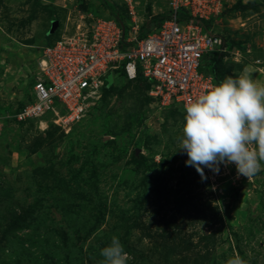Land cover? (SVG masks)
<instances>
[{"label":"rangeland","instance_id":"rangeland-1","mask_svg":"<svg viewBox=\"0 0 264 264\" xmlns=\"http://www.w3.org/2000/svg\"><path fill=\"white\" fill-rule=\"evenodd\" d=\"M167 11L168 0H0V264H101L113 235L127 264H225L234 253L264 264V164L249 179L229 166L201 181L178 150L181 109L145 81L116 73L70 126L16 117L46 43L92 16L141 36ZM213 27L228 75L248 69L264 84V0H227Z\"/></svg>","mask_w":264,"mask_h":264},{"label":"built area","instance_id":"built-area-1","mask_svg":"<svg viewBox=\"0 0 264 264\" xmlns=\"http://www.w3.org/2000/svg\"><path fill=\"white\" fill-rule=\"evenodd\" d=\"M226 2L168 0L167 13L142 37L139 26L128 37L118 19L90 16L74 32L44 45L30 100L17 119L50 114L70 126L98 103L120 68L131 79L140 72L150 83V93L163 106L179 107L184 116L186 102L218 83L209 60L214 52L227 50L225 38L213 27ZM229 166L235 165L220 169Z\"/></svg>","mask_w":264,"mask_h":264},{"label":"clouds","instance_id":"clouds-1","mask_svg":"<svg viewBox=\"0 0 264 264\" xmlns=\"http://www.w3.org/2000/svg\"><path fill=\"white\" fill-rule=\"evenodd\" d=\"M179 143L185 165L194 167L201 181L208 179L205 169L219 174L221 165L229 164L238 176H254L264 164V84L242 69L186 102ZM100 255L101 264H127L129 259L116 235ZM225 264L246 262L234 253Z\"/></svg>","mask_w":264,"mask_h":264},{"label":"trees","instance_id":"trees-1","mask_svg":"<svg viewBox=\"0 0 264 264\" xmlns=\"http://www.w3.org/2000/svg\"><path fill=\"white\" fill-rule=\"evenodd\" d=\"M159 17H161V19H162L164 16H159ZM161 19H160V21H161ZM145 35H146V33H143L139 37H142V36H145ZM223 55H224V52H214L211 55L210 60H209V64L211 66V71H212V73H213V75H214V77H215L217 82H219L226 75H228V73L226 72L225 66L223 64V60H222ZM118 73H121L125 77H127L126 72H125V70L123 68H120L118 70ZM136 78L145 81L150 86V83L147 82L146 78L140 72H139V74H138V76Z\"/></svg>","mask_w":264,"mask_h":264},{"label":"water","instance_id":"water-1","mask_svg":"<svg viewBox=\"0 0 264 264\" xmlns=\"http://www.w3.org/2000/svg\"><path fill=\"white\" fill-rule=\"evenodd\" d=\"M55 25H56V21H53L52 28H55Z\"/></svg>","mask_w":264,"mask_h":264}]
</instances>
